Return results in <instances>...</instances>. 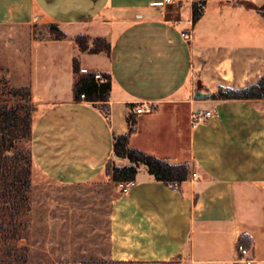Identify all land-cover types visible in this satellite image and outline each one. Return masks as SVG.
I'll return each mask as SVG.
<instances>
[{"label":"crops","instance_id":"0c3cea01","mask_svg":"<svg viewBox=\"0 0 264 264\" xmlns=\"http://www.w3.org/2000/svg\"><path fill=\"white\" fill-rule=\"evenodd\" d=\"M159 1L0 0V27L25 30L41 50V70L24 85L32 105V176L65 186L107 182V164L129 165L113 157L112 140L127 132L131 114L130 148L188 163L196 176L175 190L139 166L134 181L112 183L109 259L264 264V99L211 98L264 76V0L152 7ZM196 1L204 5L192 23ZM36 24L56 26L65 39H33ZM77 35L88 37L89 48L104 38L110 53L80 52ZM73 59L83 73L110 76L108 118L99 103L73 100ZM141 105L152 112H132ZM199 111L210 116L192 123ZM243 234L252 242L246 256L238 252Z\"/></svg>","mask_w":264,"mask_h":264},{"label":"rangeland","instance_id":"374dc122","mask_svg":"<svg viewBox=\"0 0 264 264\" xmlns=\"http://www.w3.org/2000/svg\"><path fill=\"white\" fill-rule=\"evenodd\" d=\"M52 29L61 31L52 24H36L30 27V36L50 39L54 36ZM39 48L30 44L25 30L0 27V102L8 100L2 87L4 80L18 88L27 85L31 75H38L41 66L37 63H42L36 58ZM43 65L50 66L47 62ZM4 70L9 72L7 78ZM114 195L112 183L65 186L31 176L27 207L17 219L16 239L5 241L0 233V264L10 261L11 246L27 249L24 264L110 261Z\"/></svg>","mask_w":264,"mask_h":264},{"label":"trees","instance_id":"16d2710c","mask_svg":"<svg viewBox=\"0 0 264 264\" xmlns=\"http://www.w3.org/2000/svg\"><path fill=\"white\" fill-rule=\"evenodd\" d=\"M201 15V9L192 5V23ZM53 40L65 39L61 31L51 30ZM80 52L94 55H108L110 44L104 38H95L89 48V39L86 35H77L74 38ZM72 71L74 82L72 94L74 101L99 103L103 115L108 118V97L111 91V78L108 74H101L102 82L91 85L93 73H83L79 68L77 59H73ZM3 76L7 78L9 72L4 70ZM2 87L8 100L0 102V233L3 239H16L18 217L27 207L28 192L31 185L32 159V105L28 87H11L8 80H4ZM212 99L219 100H256L264 99V76L254 84L237 89L219 90L211 95ZM128 130L125 134L113 136L112 155L116 159L127 160L129 165L116 166L113 163L105 166L107 183H129L135 180L139 166H144L149 175L156 181L166 185L182 183L189 178L188 164L173 165L158 159L150 154L128 146L129 137L135 133V119L129 114L126 118ZM251 248V239L243 234L238 238V246ZM26 248L11 246L8 248L10 261L4 264H24ZM83 264H177L176 261L141 263L133 261H90ZM239 264V263H236Z\"/></svg>","mask_w":264,"mask_h":264},{"label":"built area","instance_id":"2783aa9c","mask_svg":"<svg viewBox=\"0 0 264 264\" xmlns=\"http://www.w3.org/2000/svg\"><path fill=\"white\" fill-rule=\"evenodd\" d=\"M213 1H216V0H213ZM185 2H190V0H161L159 2H154L152 4V7H155V8H166V7H170V6H176V5H180V4H183ZM192 5L193 4H196L197 7H199V9H201L203 7V2L202 1H196V2H191ZM181 36L183 38H188V34H186L185 32H182L181 33ZM104 79L102 77V75L98 72L94 73L93 74V78H92V81H91V85L97 83V82H102ZM132 112L135 113V114H147V113H151L152 112V109L151 107L149 106H136L134 108H132ZM210 116V113L209 112H196V113H192L191 117H190V120L192 123H195L196 121L198 120H202L206 117H209ZM196 176V173L195 172H191L190 174V177L187 179L188 181H192ZM171 188L177 190L180 186L179 183H173L171 185H169ZM127 188H128V185H123L122 187V192L123 193H126L127 192ZM238 252L241 256H246L248 253H249V249H246L242 246H238ZM240 263L242 264H252V261L251 260H240L239 261ZM183 264H187V263H183Z\"/></svg>","mask_w":264,"mask_h":264},{"label":"water","instance_id":"95a60500","mask_svg":"<svg viewBox=\"0 0 264 264\" xmlns=\"http://www.w3.org/2000/svg\"><path fill=\"white\" fill-rule=\"evenodd\" d=\"M194 97L195 98H207V97H209V94H202L199 92H195Z\"/></svg>","mask_w":264,"mask_h":264}]
</instances>
